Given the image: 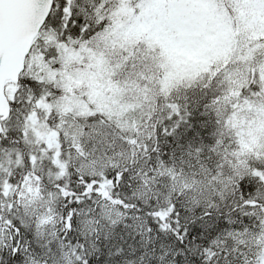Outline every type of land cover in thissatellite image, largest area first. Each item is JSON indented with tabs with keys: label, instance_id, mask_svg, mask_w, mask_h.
<instances>
[{
	"label": "snow or ice",
	"instance_id": "obj_1",
	"mask_svg": "<svg viewBox=\"0 0 264 264\" xmlns=\"http://www.w3.org/2000/svg\"><path fill=\"white\" fill-rule=\"evenodd\" d=\"M0 264H264V0H0Z\"/></svg>",
	"mask_w": 264,
	"mask_h": 264
}]
</instances>
